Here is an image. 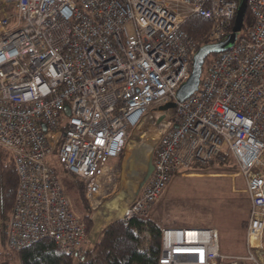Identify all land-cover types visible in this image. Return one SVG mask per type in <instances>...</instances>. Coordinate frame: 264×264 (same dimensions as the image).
<instances>
[{
    "label": "built area",
    "instance_id": "1",
    "mask_svg": "<svg viewBox=\"0 0 264 264\" xmlns=\"http://www.w3.org/2000/svg\"><path fill=\"white\" fill-rule=\"evenodd\" d=\"M2 1L0 146L12 155L19 176L7 247L46 238L74 256L86 225L72 213L54 162L86 182L92 209L101 205L116 182V167L109 164L129 133L151 108L176 101L190 76L195 42L181 26L187 15L170 4L209 20L206 37L213 43L228 38L239 5ZM246 6L252 25L246 31L241 25L232 45L202 70L197 90L169 109L170 122L153 147V169L118 217L127 223L149 216L175 174L231 158L249 198L246 250L221 252L216 227L163 228L158 264H264V0H246Z\"/></svg>",
    "mask_w": 264,
    "mask_h": 264
},
{
    "label": "rangeland",
    "instance_id": "2",
    "mask_svg": "<svg viewBox=\"0 0 264 264\" xmlns=\"http://www.w3.org/2000/svg\"><path fill=\"white\" fill-rule=\"evenodd\" d=\"M170 5L173 9H177L182 16L190 13V9L180 3H171ZM1 6H3L2 0H0V11L2 10ZM171 108L173 107L164 108L165 112L159 107L151 108L144 119L147 116H153V122L148 123L143 119L144 121L129 133L122 155L109 164L110 167H116L114 174L116 182L109 190L111 194L103 199L109 205H104L102 202L97 208L92 209L93 212L106 211L111 215L110 220L112 221L122 214V210L124 211V208L141 189L150 171L153 147L161 132L170 122L172 112L169 109ZM54 163L60 171L63 189L70 200L71 211L75 216L81 217L84 208L79 198L77 184L74 183L75 179L68 174H63L58 162ZM216 167L213 170L206 169V171L195 169L190 171L189 175L176 176L170 182L166 194L163 195L166 199L160 200L158 203L155 202L149 216L154 213L152 217L162 228L216 227L219 231L221 252L231 255L242 254L246 249L244 231L242 230L244 222L242 221L248 215L249 206L247 204L249 203L247 199L238 197L239 191H234L235 193L231 191V177L226 176L231 172V169L218 165ZM126 185L130 188H127ZM135 186V193L131 192V188ZM241 186H244L242 178L237 180V187ZM113 203L118 206H112ZM86 246L87 244L84 242L81 248ZM239 264L254 263L242 260Z\"/></svg>",
    "mask_w": 264,
    "mask_h": 264
},
{
    "label": "trees",
    "instance_id": "3",
    "mask_svg": "<svg viewBox=\"0 0 264 264\" xmlns=\"http://www.w3.org/2000/svg\"><path fill=\"white\" fill-rule=\"evenodd\" d=\"M236 1L238 5L241 2V0ZM234 23L235 19L231 21L229 29H232ZM252 23L251 11L246 6L242 18V31H246ZM181 26L194 40L196 51L204 45L213 43L206 37L211 27L209 20L196 14H188ZM218 53L210 52L205 57L203 70ZM210 164L214 167L218 165L230 168L231 171L237 170V165L231 158L227 161L216 159L206 165ZM18 183L19 176L12 155L0 146V264H158L163 229L150 216L132 217L127 223L119 218L113 219L101 230L93 244L88 243L86 237L93 226V210L84 197L86 182L83 180H74L84 208L80 218L86 225V236L76 255L72 256L61 251L54 242L46 238L19 249L8 248V223L13 211ZM84 242L87 246L81 248Z\"/></svg>",
    "mask_w": 264,
    "mask_h": 264
},
{
    "label": "water",
    "instance_id": "4",
    "mask_svg": "<svg viewBox=\"0 0 264 264\" xmlns=\"http://www.w3.org/2000/svg\"><path fill=\"white\" fill-rule=\"evenodd\" d=\"M245 8H246V0H241V2L239 3L238 9L236 11L235 23L232 28V32L229 34L226 40L218 42V43L204 45L195 52L193 59H192V67H191L190 76L187 79V81L184 82L177 90L176 101L164 104L160 106V109L174 107L176 105V102L183 101L185 98H187L188 96H190L193 92L197 90L199 82H200V76L203 70L202 66H203L205 57L210 52H221V51L228 49L232 45V43L234 42L236 32L239 31L241 28L242 18L245 12ZM64 111L67 114H69L68 107H65ZM173 127H177V124H173ZM42 128L43 130H45L44 124H42ZM152 169H153V165L151 163L150 171H152Z\"/></svg>",
    "mask_w": 264,
    "mask_h": 264
},
{
    "label": "crops",
    "instance_id": "5",
    "mask_svg": "<svg viewBox=\"0 0 264 264\" xmlns=\"http://www.w3.org/2000/svg\"><path fill=\"white\" fill-rule=\"evenodd\" d=\"M1 12V11H0ZM2 15V14H0ZM160 110H164V109H160ZM113 161L110 162V164H112ZM214 162V161H213ZM212 163V162H211ZM112 166V165H111ZM199 168H202L201 170L203 171H206L207 170H213L215 169L216 167H214L213 164H210V165H206L205 167L204 166H198V165H192L189 169H185V170H182L180 173L178 174H175L173 176L172 179H174L176 176H179V175H189V172L192 171V170H195V169H199ZM200 170V169H199ZM150 172V171H149ZM148 172V174H149ZM231 172H235V173H231ZM229 173L226 174V176H229L231 177V191L234 192V191H239L237 194H238V197H243L245 199H247V202L249 203V198H248V195L247 193L244 191L245 189V181H244V178L237 174V170H233ZM203 173V172H202ZM233 174V175H231ZM200 175H203V174H200ZM242 178L243 181H244V186H241V187H237V180ZM169 186V185H168ZM167 186V188L161 193V195L159 196V198L156 200V203L163 201L164 199V194H166V192L168 191L167 189H169ZM140 191V190H139ZM138 191V192H139ZM137 192V193H138ZM235 193V192H234ZM163 196V197H162ZM162 197V199H160ZM134 198V197H133ZM107 202L105 201L104 202V205H106ZM249 206V204H247ZM106 208V207H105ZM94 210V209H93ZM111 211V209H110ZM97 213H100V214H97ZM246 213H247V210H246ZM154 213H152V215L150 214V217L152 220L155 221L154 217L153 216ZM248 214V213H247ZM248 215H246V217L243 218V221L242 222H245L246 218H247ZM95 217V218H94ZM111 215L107 214V212H100L99 210L98 211H94L93 214H92V219H93V229L90 231L89 235L86 237L87 238V241L88 243L90 244H93L96 239L98 238L101 230L111 221L110 218ZM117 217V216H116ZM115 217V218H116ZM156 222V221H155ZM158 225L159 223L156 222ZM166 228H170V229H178V228H171V227H166ZM163 229V228H162ZM242 230L244 231V238H245V230H244V227L242 228ZM245 240V247H246V238L244 239ZM220 247V245H219ZM246 250V249H245ZM244 250V252H245Z\"/></svg>",
    "mask_w": 264,
    "mask_h": 264
},
{
    "label": "bare ground",
    "instance_id": "6",
    "mask_svg": "<svg viewBox=\"0 0 264 264\" xmlns=\"http://www.w3.org/2000/svg\"><path fill=\"white\" fill-rule=\"evenodd\" d=\"M152 118H153V116H147L146 119H144V120L147 121L148 123H150V122H153ZM144 120H143V121H144ZM129 183H130V182H129ZM127 185H128V183H127ZM127 185H126V187H127ZM128 186H129V185H128ZM127 188H130V187H127ZM135 189H136V186H135V187H132V188H131V192L134 191V193H135ZM124 190H125V189H124ZM129 191H130V190H129ZM129 193H130V192H129ZM117 198H119V197H117ZM107 204H108V203H107ZM114 204H115V203H113V204H111V205H112V206H116V207L118 206V205H116V204L114 205ZM108 205H109V204H108ZM112 206H111V207H112ZM112 208H114V207H112ZM122 212H123V210H122ZM122 212H121V213H122ZM120 215H121V214H120Z\"/></svg>",
    "mask_w": 264,
    "mask_h": 264
}]
</instances>
